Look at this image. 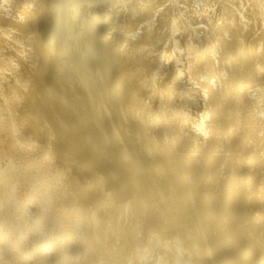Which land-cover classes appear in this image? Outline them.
I'll return each instance as SVG.
<instances>
[{"label":"bare ground","instance_id":"6f19581e","mask_svg":"<svg viewBox=\"0 0 264 264\" xmlns=\"http://www.w3.org/2000/svg\"><path fill=\"white\" fill-rule=\"evenodd\" d=\"M0 52V264H264V0H0Z\"/></svg>","mask_w":264,"mask_h":264},{"label":"rangeland","instance_id":"374dc122","mask_svg":"<svg viewBox=\"0 0 264 264\" xmlns=\"http://www.w3.org/2000/svg\"><path fill=\"white\" fill-rule=\"evenodd\" d=\"M189 39H191L190 37H188ZM184 40H186V39H184ZM187 41V40H186ZM6 49H9V48H6ZM184 51V50H183ZM0 53H2V52H0ZM181 60H184V58H181V57H179L178 59H177V61L176 62H181ZM0 62H1V64H4L3 62H5V58L4 57H2V55L0 54ZM177 66H180V64L178 63V65ZM2 114V112L0 113V115ZM0 122H1V120H0ZM0 128L2 129V125L0 124ZM0 136H1V134H0ZM5 155H7V153H4ZM8 154H9V152H8ZM2 166V165H1ZM7 166L8 165H6V164H4L2 167H1V169H3V170H6V168H7ZM6 167V168H5ZM30 178H32V176L30 177ZM25 188H24V187ZM23 189V190H22ZM22 190V191H21ZM16 191H18L19 193L18 194H20L21 195V193L23 194L25 191H27V184H25L24 182H21L19 185H18V187H17V190ZM21 191V192H20ZM83 200H84V202H83ZM81 202V203H80ZM80 202H77L78 204H81V205H83V204H87V202H86V200H85V198H83V199H81L80 200ZM86 202V203H85ZM34 204V203H33ZM35 211V210H38V206L37 205H33L32 206V208H31V213L28 211V213H29V215H31L32 214V211ZM8 213V214H7ZM33 216H35V214H32ZM71 217V216H70ZM10 219L11 218V214H10V211L8 212V211H6L4 214H3V217L1 218L3 221H6L7 219ZM69 219H71V218H69V216H64V220H66V222H70V220ZM17 223H18V221H15V222H13V223H11V225H9V224H5L4 226H2V228L4 227V228H10V227H8V226H11V228L13 227V225L15 226V225H17ZM50 224H51V222L48 224L49 226H50ZM27 227L26 228H29V226L28 225H26ZM51 227V226H50ZM54 227V226H53ZM60 227V226H59ZM26 228H23V229H21V227H17V229L18 230H20L19 231V233H21L23 230H26ZM63 228H65V224L63 225ZM60 231V230H59ZM62 232H68L67 230H62ZM34 234V239L35 240H37V239H39V236L37 235V234H35V233H33ZM63 239V238H62ZM76 245V244H75ZM72 247H71V251H73L72 250V248H74L73 247V245H71ZM30 253H32V250L31 251H29ZM60 253H62V252H60ZM63 254H64V252H63ZM25 256L27 257V253L25 254ZM51 261L50 262H52V264H54V262H55V260L56 259H54V260H52V259H50ZM59 262H63L64 264H66L65 262H64V260L63 259H59Z\"/></svg>","mask_w":264,"mask_h":264}]
</instances>
